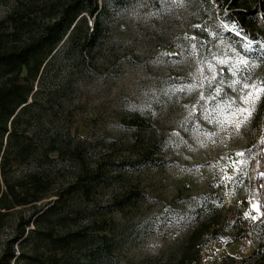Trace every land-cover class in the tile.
Wrapping results in <instances>:
<instances>
[{
    "label": "rangeland",
    "instance_id": "obj_1",
    "mask_svg": "<svg viewBox=\"0 0 264 264\" xmlns=\"http://www.w3.org/2000/svg\"><path fill=\"white\" fill-rule=\"evenodd\" d=\"M68 1L0 0V31L11 34L9 17L24 14L28 25L21 30L23 43L39 35ZM158 1V11H147L146 0H130L121 12L105 18L109 33L98 67L102 72L116 61L118 71L105 81L74 84L63 104L73 118L75 142L83 145L81 155L41 168L31 162L11 172L13 178L46 173L54 192L98 175L88 199L77 194L66 197V209L72 215L81 213L68 223L72 231L106 223V232L113 235L116 264H178L187 255L198 207L205 199L222 208V214L233 209L247 221L258 217L248 184L256 170L252 149L262 140L264 96L250 123L237 133L234 124L217 123L230 117L224 115V105L217 106L208 97V85L222 89L218 99L226 95L239 102V94L223 82L233 77L214 56L235 63V57L242 55L249 60L243 74L264 81V16L254 10L258 22L251 32L258 39L252 41L228 20L221 0ZM256 1L247 0L251 8ZM249 44L251 50L244 51ZM71 69L67 61L51 69L41 98L61 86ZM190 85L196 87L189 91ZM181 87L184 91L177 90ZM240 152L245 156H238ZM31 212L23 207L8 214L0 232V252L14 235L19 216ZM203 241L192 264H219L225 254L240 258L254 248L250 241L228 235Z\"/></svg>",
    "mask_w": 264,
    "mask_h": 264
},
{
    "label": "trees",
    "instance_id": "obj_2",
    "mask_svg": "<svg viewBox=\"0 0 264 264\" xmlns=\"http://www.w3.org/2000/svg\"><path fill=\"white\" fill-rule=\"evenodd\" d=\"M129 1L69 0L39 35L23 43L21 30L28 25L24 14L9 17L11 34L0 31V232L12 210H32L28 217L17 219L14 235L2 246L0 264H116L113 235L106 232V223L74 231L68 223L81 213L72 215L66 209V197L77 194L81 200L88 199L98 175L54 192L46 173L34 171L13 178L11 172L31 162L41 168L56 159L81 155L83 145L75 142L73 118L63 104L70 98L74 84L85 86L115 76L116 61L102 72L98 67L109 33L104 21L107 15L121 12ZM220 2L228 20L256 41L257 34L251 32L258 22L254 10L264 16V0H257L253 8L247 0ZM159 7L158 0H146L147 11H158ZM194 35L199 38L200 33L196 30ZM63 61L72 63L69 78L45 92L42 99L45 76ZM260 133L264 139V126ZM252 155L256 170L248 184V196L259 205L258 217L247 221L233 209L222 214L214 201L203 200L187 243V255L180 257L178 264L196 262L205 237L217 241L226 235L250 241L254 248L240 258L225 254L219 264H264V177L260 175L264 172V144H255ZM44 200L49 201L43 204ZM242 204L245 208L247 202Z\"/></svg>",
    "mask_w": 264,
    "mask_h": 264
},
{
    "label": "snow or ice",
    "instance_id": "obj_3",
    "mask_svg": "<svg viewBox=\"0 0 264 264\" xmlns=\"http://www.w3.org/2000/svg\"><path fill=\"white\" fill-rule=\"evenodd\" d=\"M231 30L232 29H229V31ZM237 35H240V33L237 32ZM192 39L195 40L196 37H192ZM193 47H195V45H193ZM250 50V44L246 45L244 51L247 52ZM213 58L218 59L220 64L227 67L233 79H231L230 81L223 82L226 83L229 87H231L233 92H237L239 94V102H237L234 97H227L226 95L224 99H218L221 96L222 89L220 87L213 88L211 82H209L208 87L210 91L208 92V97L213 100H216L217 106L224 105V115L226 117H230V119L217 121V123H220L221 126H223V124L225 123L234 124L237 133H239L243 126L248 125L250 123L254 113L256 112V105L260 102L262 96H264V81L256 82L252 80L251 76L243 74V69L249 65V60L242 55H237L235 57V63H232V58L220 59L219 57L215 56ZM209 67L211 68V65H209ZM201 71H203V69H201ZM213 72L214 74L211 77V80L214 81L217 77L214 69ZM220 76L221 78L223 77V70H221ZM187 87L189 91H191V89L195 88L196 85H190ZM177 90L184 91V87H181ZM205 98V94L202 92L201 99L203 100ZM261 143L264 144V139L261 140ZM237 155L245 156V153L240 152L237 153ZM240 163H244V161H241ZM260 175L264 177V172H261ZM226 179L232 180L233 178L227 177ZM253 209L259 213V205H253ZM253 219H256V217H253Z\"/></svg>",
    "mask_w": 264,
    "mask_h": 264
},
{
    "label": "built area",
    "instance_id": "obj_4",
    "mask_svg": "<svg viewBox=\"0 0 264 264\" xmlns=\"http://www.w3.org/2000/svg\"><path fill=\"white\" fill-rule=\"evenodd\" d=\"M194 263V262H193Z\"/></svg>",
    "mask_w": 264,
    "mask_h": 264
}]
</instances>
